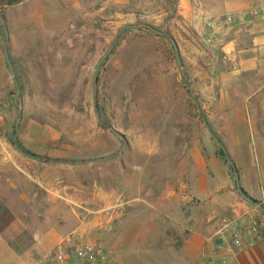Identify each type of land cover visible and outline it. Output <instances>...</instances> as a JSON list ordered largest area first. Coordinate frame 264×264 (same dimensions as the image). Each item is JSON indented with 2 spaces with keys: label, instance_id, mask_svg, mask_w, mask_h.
I'll use <instances>...</instances> for the list:
<instances>
[{
  "label": "rangeland",
  "instance_id": "rangeland-1",
  "mask_svg": "<svg viewBox=\"0 0 264 264\" xmlns=\"http://www.w3.org/2000/svg\"><path fill=\"white\" fill-rule=\"evenodd\" d=\"M8 1L0 0V15L10 29V53L22 88L18 142L44 160H92L123 147L121 137L100 126L93 77L125 24L147 22L177 40L180 64L170 39L144 26L131 27L102 62L97 83L101 120L128 139L118 157L40 165L41 170L60 169L76 186L81 183L94 191L116 187L123 178L122 166L127 168L126 177L138 183L133 171L144 167L150 203L126 204L114 223L107 222L114 206H108L112 209L105 217L108 207L95 205L86 234L77 229L68 236L100 242L124 264H179L168 258L170 224L160 197L166 187L178 188L187 181L192 147L198 141L203 147L207 135L212 138L199 111L196 88L204 70L201 61L212 55L196 28L177 16L178 0ZM4 40L0 24V264H23L27 261L20 257L21 250L42 237L45 228L38 221L43 216L32 210L36 185L21 179L17 188L10 183L6 146L16 147L13 138L21 103ZM226 164L234 175L232 164ZM41 254L32 252L29 261Z\"/></svg>",
  "mask_w": 264,
  "mask_h": 264
},
{
  "label": "crops",
  "instance_id": "crops-1",
  "mask_svg": "<svg viewBox=\"0 0 264 264\" xmlns=\"http://www.w3.org/2000/svg\"><path fill=\"white\" fill-rule=\"evenodd\" d=\"M251 3L252 0H178L177 16L196 28L212 55L201 61L204 70L196 84L202 118L227 148L238 169L242 190L264 206V26L259 21H248L219 30L211 43L205 38L208 15L237 12ZM207 136L203 147L199 141L192 147L187 181L178 188L166 187L160 197L165 205L164 217L170 224L166 233L170 235L168 258L179 264L195 262L206 238L224 217L254 208L257 214H264L238 191L235 174L216 148L220 145ZM20 146L28 149L21 143ZM6 148L10 183L17 188L21 179L36 185L37 191L31 195L36 207L32 210L43 216L38 221L45 228L42 237H36L33 244L21 250L20 257L27 261L23 264H33L29 261L32 252L43 253L61 242H83L81 236L77 240L68 235L77 229L81 235L86 234L89 212L95 205L114 206L113 215L107 220L114 223L126 204L149 202L150 193L144 191L149 179L143 178L146 173L142 166L133 171V176H139L135 179L138 183L126 177L127 168L122 166L123 178L116 187L94 191L81 183L76 186L74 179L70 182L69 174L62 176L60 169L41 170L42 161L31 159L17 147ZM239 261L264 264V240L241 252Z\"/></svg>",
  "mask_w": 264,
  "mask_h": 264
},
{
  "label": "built area",
  "instance_id": "built-area-1",
  "mask_svg": "<svg viewBox=\"0 0 264 264\" xmlns=\"http://www.w3.org/2000/svg\"><path fill=\"white\" fill-rule=\"evenodd\" d=\"M259 21L264 26V0H252L249 7L237 12L208 15L205 20L208 43L222 29L239 23ZM111 207L103 210L107 217ZM264 240V214L255 210L240 215L226 216L215 232L206 238L193 264H241L239 254ZM33 264H124L114 259L100 242H64L44 251Z\"/></svg>",
  "mask_w": 264,
  "mask_h": 264
},
{
  "label": "water",
  "instance_id": "water-1",
  "mask_svg": "<svg viewBox=\"0 0 264 264\" xmlns=\"http://www.w3.org/2000/svg\"><path fill=\"white\" fill-rule=\"evenodd\" d=\"M0 24H2L3 29H4V33H5V40H4L5 59H6V62H7L8 67H9L10 73H11L13 79H14V82H15V86H16V97L18 98V100L21 103L20 111H19V114H18V117H17V120H16V127H15V133H14L13 143L24 154H26V155H28V156H30L32 158H35L37 160L43 161V162H64V163H68V164H73V163H80V162H86V161L107 160V159H111V158L118 157L123 152V150L125 149L126 145L128 144V139H127L126 135L123 132H121L118 129H116L114 126L108 125V124L104 123L101 120L100 113H99V110H98L97 83H98V73H99V69H100V66H101L102 62L107 58V56L110 54V52L112 51V49L118 43L121 42V40H122L123 36L125 35V33H126V31H127L128 28L138 27V26H144V27H147V28L151 29L152 31H154L157 34H159V35H161V36H163L165 38L170 39L172 41L173 45H174V48H175V51H176V57H177V60H178L179 64L181 62L180 47L178 45L177 40L173 36L169 35L168 33H166L165 31L161 30L160 28H158V27H156V26H154V25H152L150 23H147V22H138V23H128V24H125L124 27H123V33H122L121 38L118 39V40H116L114 43H112L111 46L106 50V52L104 53V55L102 56V58L100 59V61L97 63V65L95 67V72H94V77H93L94 107H95V110H96V113H97V116H98V119H99V122H100V126L103 129H108V130L113 131L114 133H116V135H118L119 137H121L124 140V142H125L124 145H123V147L117 153H114L112 155H107V156H104V157H100V158H97V159H92V160H74V161H60V160H52L51 161V160H44L39 155L34 154V153H30L27 150H25L24 148H22L20 146L19 142H18V135H19V129H20V120H21V116H22V112H23L22 88H21L19 79L17 77L15 65H14V62H13V59H12V56H11V53H10V48H9V43H10V40H11V37H10V29H9V26H8V23H7L6 18L3 17L2 15H0ZM199 111H200L202 117L204 118V115H203L202 110L200 108H199ZM207 129L210 132V134L212 135V137L221 146V148L224 151V154H225L227 160L232 164L233 171H234L235 178H236V185H237L238 191L241 193V195L244 198H246L251 203L255 204L260 210L264 211V206L262 205V203H260L256 199L250 197L249 195H247L242 190L241 184H240V176H239L238 169L236 168L235 164L233 163V161H232V159H231V157H230V155L228 153L227 148L224 146L223 142L214 134V132L211 130V128H210V126L208 124H207Z\"/></svg>",
  "mask_w": 264,
  "mask_h": 264
},
{
  "label": "trees",
  "instance_id": "trees-1",
  "mask_svg": "<svg viewBox=\"0 0 264 264\" xmlns=\"http://www.w3.org/2000/svg\"><path fill=\"white\" fill-rule=\"evenodd\" d=\"M15 1H20V0H15ZM14 1H12V0H9L8 1V3H13ZM2 3H4L3 2V0H2ZM98 110H99V106H98ZM100 112V111H99ZM30 152V151H29ZM219 155L223 158V160L224 161H226V162H228V160H227V158H226V156H225V154H224V151L222 150V148L221 147H219ZM233 169V168H232ZM233 174H234V171H233Z\"/></svg>",
  "mask_w": 264,
  "mask_h": 264
}]
</instances>
